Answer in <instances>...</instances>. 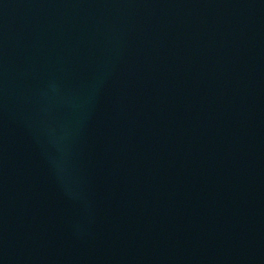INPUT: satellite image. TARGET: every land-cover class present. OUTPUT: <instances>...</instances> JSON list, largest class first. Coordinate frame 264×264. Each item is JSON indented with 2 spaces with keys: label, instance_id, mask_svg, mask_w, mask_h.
Masks as SVG:
<instances>
[{
  "label": "water",
  "instance_id": "95a60500",
  "mask_svg": "<svg viewBox=\"0 0 264 264\" xmlns=\"http://www.w3.org/2000/svg\"><path fill=\"white\" fill-rule=\"evenodd\" d=\"M0 264H264V0H0Z\"/></svg>",
  "mask_w": 264,
  "mask_h": 264
}]
</instances>
